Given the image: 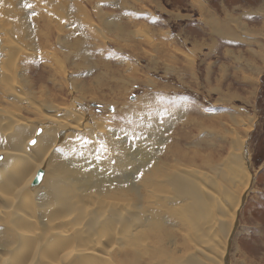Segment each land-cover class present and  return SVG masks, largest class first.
<instances>
[{
	"label": "rangeland",
	"instance_id": "obj_1",
	"mask_svg": "<svg viewBox=\"0 0 264 264\" xmlns=\"http://www.w3.org/2000/svg\"><path fill=\"white\" fill-rule=\"evenodd\" d=\"M201 1L27 0L34 6L28 9L21 0H13L11 7L24 15L20 23L30 18L35 33L29 39L32 46L13 47L18 57L0 74V116L11 113L16 126L30 121L34 125L39 117L60 116L55 107L77 105L89 116L82 123L109 117L107 124L115 123L110 128L117 134L108 136L119 137L128 151L151 156L153 164L163 158L159 165L164 173L149 184L142 179L149 177L147 169L142 175L134 170L131 180L139 187V196L116 189L100 192L70 175L64 178L68 174L64 170L72 169L66 165L74 163L73 152L97 149L96 137L86 139L90 143L58 146L54 152L40 150L43 180L37 179L38 172L33 183L27 180L26 163L15 160L10 163L17 175L15 185L8 191L0 186V210H10L6 216L0 214V264L97 263L98 259L92 263L93 256L78 254L84 247L97 255L108 254L110 264H216L235 219L227 251L230 264H264V0ZM9 21L1 37L23 31V23ZM21 36L27 39L24 31ZM24 49L30 52L27 60ZM3 52L5 67L9 60ZM13 90L24 93L33 106L16 99ZM141 105L145 112L152 106H157L154 112L168 109L160 131L166 137L163 144L153 143L147 129L142 130L152 124L150 119L131 113L132 107L140 110ZM156 114L154 122L159 124ZM46 134L40 129L35 145ZM241 137L250 184L234 218L242 189L237 182L246 180L237 169ZM174 142L178 151L172 153L167 148ZM15 149L14 145L10 151L19 157ZM57 164L63 171L54 168ZM178 170L184 173L178 175ZM174 176L187 180L194 193L187 194L184 184V189L177 188ZM58 177L67 181L69 219L61 217L56 197L48 195L42 183ZM84 192L93 196H82ZM15 193L13 205L8 198ZM31 193L41 194L43 201L33 210L38 226H17L12 216ZM127 217L132 221H125ZM21 227L28 229L22 232ZM61 232L68 235L60 236ZM209 255L214 256L208 259Z\"/></svg>",
	"mask_w": 264,
	"mask_h": 264
},
{
	"label": "bare ground",
	"instance_id": "obj_2",
	"mask_svg": "<svg viewBox=\"0 0 264 264\" xmlns=\"http://www.w3.org/2000/svg\"><path fill=\"white\" fill-rule=\"evenodd\" d=\"M198 1L202 3L201 0H198ZM25 2H27V0H21L22 4H25ZM12 4H13V0H2V2H0V55L2 54V50H5V53L4 52L3 53L6 54V52H7V55L5 57L8 58V60H9V62L4 67V63H5L6 59L5 58L0 59V74L7 71L8 69L11 68V66H13L11 60H13L15 58V55H16V57H18V55L16 53V49L13 47L17 46V48H19L20 43L23 45H24V43H27L28 46H32V43L29 41V39H31L35 33V28L32 25V23L30 22V20H29L30 18H29L28 20L25 21V23L22 22L23 23V31H24V34L26 35L27 39L24 38L25 39L24 40L22 38V36H21V33L23 32L22 30H21L22 32H20V34L17 36H15V34L13 35L11 33L10 36L6 38V36L4 35V37L6 39H8V41H6L4 37H1L2 36L1 34H3L2 31H4L3 29H5L4 27H6V24L10 23V25H11V22L9 20L16 22L17 26H19L20 20L24 17V15H21V14L19 15L17 12H15L14 8L11 7ZM94 6H95V4H94ZM97 7H98V5L95 6V8H97ZM21 10H22V8H21ZM18 18H19V20H18ZM23 20L24 19H22V21ZM22 23H20V24L22 25ZM44 23H45V21H44ZM38 30L40 31V29H38ZM39 31L37 33L41 36ZM51 31L53 32L54 30L51 29ZM14 32H16V31H14ZM7 36H8V34H7ZM17 37H19V44H17V42H16ZM117 37H119V36H117ZM47 39H48V36H47ZM8 45H9V47H8ZM84 48H85V45H83L80 48V51H82ZM25 51H26V49H24V54H25L24 57L27 60V59H29L30 52H25ZM12 53L14 55H12ZM31 57H33V55ZM57 66H59V65H57ZM64 69H65V67H64ZM67 76H69V75L67 74ZM67 76H66V78H67ZM65 84L67 86V83H65ZM67 87H69V86H67ZM13 92L16 94V99H19L20 101L27 102L26 104L30 105L31 107L33 106V103L29 101V98L24 93L20 94L16 90H13ZM155 105H156V103H155ZM65 106H66L65 108H64V106L61 107L62 109L60 107H55L56 111L61 112L60 116L54 114V115H49V116L44 117V118L39 117L38 119L35 120L36 123L33 122L34 125H31V123H30L31 121H30L29 123H26V124L24 123L23 126H16L15 124L17 122L15 123V121L12 120V114L11 113H9V114L6 112L2 113V115L0 116V157H2L3 159H0V174H1L0 177H2V176L3 177L0 179V186L3 189L8 191V189H10L11 187H13L15 185V184H13V182H14L13 178H14L15 171L12 168L13 166L11 167V164L14 163L15 160L17 162L19 160H23L26 163L25 165H27V168L25 169L24 164H23V167L26 171V174L29 173V177L27 178V180L30 178V182L33 183L35 180L36 174L38 172L43 171L42 165H43L44 160H41L42 157L40 154V150H47V152L48 151L54 152V150L58 146L59 147L60 146L61 147L73 146V145L76 146V143L79 144L80 142H84V140H86V139H92L95 137H96L98 142L103 141L107 144L109 151L106 154V159L103 162H100V161H96L90 157L89 154L94 153L96 151V149H94L95 147L94 148H78V150H75L73 152L74 156H72L70 158V160L72 159L74 161V163H68L66 165L69 168L72 167V169H71V171L64 170V172L68 173V174H63L64 178H68L70 175V178L72 179V177H73L76 182H79L82 185H86L89 187L96 188L100 192H106V191H110L111 189H116V190H121V191L134 192L136 195L139 196L142 193H141L139 187H137L135 180L134 181L131 180L132 172L134 170L136 171V172L134 171L135 173H138V172L142 173V170L144 168H145V170L147 169L146 172H147V174L150 173V175L148 178H145L146 176H144V177L142 176L143 177L142 179H145L146 182L148 181L147 183H149V184L153 183L154 178H157L158 176H160L161 174L164 173V168L162 167V165L161 166L159 165L164 160L163 158H159L156 161V163L153 164V162L151 161L152 159L150 160L151 156H147V154L138 155L135 152L128 151L123 146L122 142L119 141L120 139H114V138H112V136L107 135L109 132H111L113 134H117L116 130H113L110 128L111 126H114L115 123H112V124L109 123L110 125L107 124V122L109 121V117L107 119L106 118H104V119L100 118V119L95 120L97 123L96 126H95V124H96L95 122H94L95 124L87 125V123H89V121L87 123H82L83 120L86 121L85 118H89V116L86 114V112H84V110L77 109L76 108L77 105L70 106L68 103ZM35 107L36 108H33V109L40 112L39 111L40 109L37 106H35ZM71 107H74V108H71ZM155 107H157V106H152V109ZM143 108L144 107L142 105H141L140 110L139 109L135 110V108L132 107L131 113L133 112L137 117H140V118L142 116H145V117H147V119H150L152 124H150L149 126H148V124L145 125L144 128H142V130L147 129V131H145V132H147V134L151 138H153V143H156L157 145L163 144V142H165V140H166V137L165 138L163 137L164 132L160 133V131L162 130L160 124H156L154 122V121H156L155 118L157 117L156 113H158L159 110L158 111L156 110L154 112V111H151L152 109H150V110L148 109V110H146L147 112H145L144 111L145 109H143ZM196 108H198V107L196 106ZM30 110H32V109L30 108ZM64 111H65V113L62 114ZM223 116L224 115H218L217 114V118H220ZM180 117H181V115L179 116V118ZM21 118H22V116H21ZM207 119L208 118H206L205 120H207ZM28 120H30V119L28 118ZM51 120H53L56 124L53 123ZM141 121H139L135 124L136 131H139L138 128H139V125H141V123H140ZM250 127H252V126H249V128ZM40 129L42 130V132L47 131V134L42 136L43 140L38 142L37 145L31 144L29 146L30 141H32L34 139V137H36V135L40 133ZM168 130H170V128H168ZM178 131H179V129H178ZM64 134H66V135H64ZM180 135L187 137V135L184 133H182ZM78 137H79V139H77ZM241 139H242V137H241ZM241 139L239 138V140H241ZM243 141H244L243 139L240 142L237 141V144L239 145V148H240V152L238 153V156L241 160V163L237 164V169L240 171H243L245 173L246 180L243 182H241L242 180L237 182V184L240 183L242 185V189L240 191L241 194L238 198V201L235 205L236 207L234 208L233 213H232V215H234V218H236L237 214L239 215L240 209L242 207L241 203L246 198V195L243 196V194L246 192V190L249 189V184H250V173H249V170H248L246 163L243 159V154L241 152V151H243ZM128 142L129 141H128L127 137H125L124 143H128ZM60 143H63V144L61 145ZM14 145L16 146L17 150L16 149L15 150L18 151L17 153H18L19 157L16 156L15 151H10L11 147ZM167 149L171 150L170 152L173 153V151H178V145L175 144V142H174L172 147L168 146ZM167 149H165V154H164L165 158H167V156L169 155V153L167 152ZM157 150H160V147H158ZM79 153H83V155H80ZM244 155L246 156V153H244ZM5 158H8V160H6V162H5ZM247 158L249 160L248 156H247ZM116 159H117V161L115 164L109 163V160H116ZM149 160H150V162H149ZM6 164L8 165V167H10L9 169H8V167L6 168ZM141 164H143V166ZM149 164L151 167L148 169ZM93 165H98V166L94 167ZM15 168H16V166H15ZM18 168L20 169L19 165H18ZM54 168L57 169L59 172L63 171V169H64V167L61 164L55 165ZM20 171L18 172V175H19V173L21 174ZM234 172L235 171H233L232 174ZM177 173H178V175H182L184 172H181L180 170H178ZM200 174H201V171H197V175H200ZM15 176L17 177L16 174H15ZM167 177H170L169 172L167 173ZM173 179H174L173 182H174V184L176 183L175 186L177 188H180L181 190L184 189L182 186V184H184V186L186 187L185 190H186L187 194L189 193V191L194 193L193 186H191L187 180L180 178V177L176 179L175 176L173 177ZM42 183L44 184V186L47 189L46 190L47 194L50 196L54 195L56 197V198L54 197L55 198L54 202L57 201L59 203V206L56 209L61 210V212L64 214V216H61V217H66L69 219V216H71L69 213H70V209L72 207L69 206L71 198L66 193L67 181L63 180L61 177H58V178H56V180L48 179L47 181H44ZM114 183H117V184H114ZM251 185H252V183H251ZM53 186H54V188H53ZM113 186H115V187H113ZM110 187H113V188H110ZM116 187H120V188H116ZM81 195L86 196V197L93 196L91 193H85V192L82 193ZM40 196H41V194H38V193H35V194L31 193L30 195L24 196V198H23L24 205L20 209H18V211L14 212V214L12 216V220L14 221V223L17 226L28 225V226H30L29 228H31L32 226H35V228H37V226H38L36 223L37 220L33 221V218L35 216H32V215H33V210L37 206L40 205L39 203L43 204L42 203L43 201L41 199H39ZM8 199L10 200V202L13 205L16 204L17 203V193H15V195H12V198H8ZM48 203H53V200L48 202ZM28 207H29V209H28ZM198 207H199V204H198ZM22 209H24L23 213H21V214L19 213L20 215L18 217H16L17 212L21 211ZM9 212H10V210H8V209H6V210L1 209L0 210V214L2 213L3 216H6ZM67 213H68V215H67ZM59 218H60V216H59ZM90 219H92L91 222H94V220L96 218L93 217V215H90ZM130 220L132 221V217H127L125 219V221H130ZM235 221H236V219L233 221L230 230H228V233H227L226 239H225V244L223 245V250H222V247L219 249V251L221 252V255L217 259L216 264H230L227 251H228V245H229V247L231 246L230 236L232 234L233 225H234ZM237 224H236V226H237ZM21 229L23 232V231H25V229H28V228L21 227ZM63 235H68V233L61 232L60 236H63ZM129 235L135 236V234L132 232L129 233ZM70 253H72V252H70ZM78 254H81L82 256L88 255V256L95 257L94 261L92 262V263H95L98 259L97 263H95V264H101L100 263L101 260L103 262H105V264H110V262H111L108 254H98L97 255V252L94 251L90 247L79 248ZM132 254H134V253L132 252L131 256H132ZM213 256L214 255H209L207 258L212 259ZM224 259H225V262H224ZM1 264H7V263H6V261H2ZM51 264H59V263L58 262H51ZM61 264H63V263H61Z\"/></svg>",
	"mask_w": 264,
	"mask_h": 264
},
{
	"label": "snow or ice",
	"instance_id": "obj_3",
	"mask_svg": "<svg viewBox=\"0 0 264 264\" xmlns=\"http://www.w3.org/2000/svg\"><path fill=\"white\" fill-rule=\"evenodd\" d=\"M0 2H2V0H0ZM24 6L26 8H28V9H33V7H34L32 4L27 3V2H25ZM31 15L35 16V15H37V13L35 11H32ZM113 111H115V109H113ZM169 114L170 113L168 112V109H166V108L162 109L160 112H158V118H159L158 122H159L161 128L163 127V124L165 123V119L164 118L167 115H169ZM77 139H79V137ZM117 139H119V137ZM135 139H139V138L136 137ZM30 143L32 145H35L37 143V141L36 140H32V141H30ZM84 143H90V141L85 140ZM145 150L149 151V152L151 151V148H150V146L148 144H145ZM57 151H63V150L62 149H57ZM108 151H109V149H108L107 144L102 141V142L99 143L98 148L96 149V151L94 153H90L89 155L94 160L103 162L106 159V154H107ZM79 154L83 155V153H79ZM0 159H3V158L0 157ZM109 163L110 164H115L116 160H109ZM93 166L96 167L98 165H93ZM140 175H142V173H140ZM37 179L43 180V172L42 171L40 173H38Z\"/></svg>",
	"mask_w": 264,
	"mask_h": 264
},
{
	"label": "crops",
	"instance_id": "obj_4",
	"mask_svg": "<svg viewBox=\"0 0 264 264\" xmlns=\"http://www.w3.org/2000/svg\"><path fill=\"white\" fill-rule=\"evenodd\" d=\"M240 3V2H239ZM225 40H227V39H225ZM259 60V59H258ZM261 62H262V60H261Z\"/></svg>",
	"mask_w": 264,
	"mask_h": 264
}]
</instances>
